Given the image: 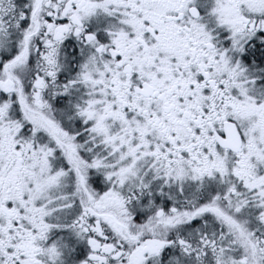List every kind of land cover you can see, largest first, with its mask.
<instances>
[{
    "label": "snow or ice",
    "instance_id": "1",
    "mask_svg": "<svg viewBox=\"0 0 264 264\" xmlns=\"http://www.w3.org/2000/svg\"><path fill=\"white\" fill-rule=\"evenodd\" d=\"M0 264H264V0H0Z\"/></svg>",
    "mask_w": 264,
    "mask_h": 264
}]
</instances>
